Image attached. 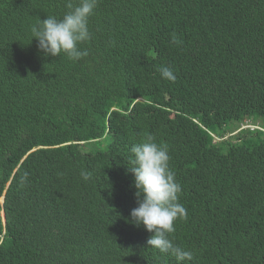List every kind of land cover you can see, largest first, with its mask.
Listing matches in <instances>:
<instances>
[{
	"label": "trees",
	"instance_id": "16d2710c",
	"mask_svg": "<svg viewBox=\"0 0 264 264\" xmlns=\"http://www.w3.org/2000/svg\"><path fill=\"white\" fill-rule=\"evenodd\" d=\"M66 5L0 0V264H264V0H99L78 61L31 34ZM149 135L193 260L133 222L131 149Z\"/></svg>",
	"mask_w": 264,
	"mask_h": 264
},
{
	"label": "clouds",
	"instance_id": "9594fccd",
	"mask_svg": "<svg viewBox=\"0 0 264 264\" xmlns=\"http://www.w3.org/2000/svg\"><path fill=\"white\" fill-rule=\"evenodd\" d=\"M99 0H67L68 11L63 18L48 15L31 26L32 37L38 41V48L52 57L61 53L78 61L88 55L87 49L81 50L80 45L91 39L89 20ZM33 40V39H32ZM173 42L178 43L175 35ZM160 74L163 79L175 81L176 75L170 66H162ZM134 186L137 189L138 207L131 212L133 222L143 225L153 235L147 244L161 253H171L178 262L190 261L194 252L174 244L170 234L175 232L174 223L177 219H185L187 210L179 202L182 186L176 181L175 172L170 167V155L167 144L157 143L151 135L143 142L132 147ZM83 180L87 181L91 173L82 170ZM27 180V173L22 182Z\"/></svg>",
	"mask_w": 264,
	"mask_h": 264
},
{
	"label": "rangeland",
	"instance_id": "374dc122",
	"mask_svg": "<svg viewBox=\"0 0 264 264\" xmlns=\"http://www.w3.org/2000/svg\"><path fill=\"white\" fill-rule=\"evenodd\" d=\"M248 122V123H247ZM239 131L240 130H244V129H247V128H250V129H253V128H257L256 125H253L250 121H246L245 123H243V125H239ZM236 134V132L234 133ZM229 136H227L226 138H228ZM216 142V141H215Z\"/></svg>",
	"mask_w": 264,
	"mask_h": 264
},
{
	"label": "water",
	"instance_id": "95a60500",
	"mask_svg": "<svg viewBox=\"0 0 264 264\" xmlns=\"http://www.w3.org/2000/svg\"><path fill=\"white\" fill-rule=\"evenodd\" d=\"M2 202H4V197L2 198Z\"/></svg>",
	"mask_w": 264,
	"mask_h": 264
}]
</instances>
